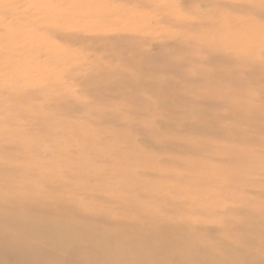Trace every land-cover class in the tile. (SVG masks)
<instances>
[{"label": "rangeland", "instance_id": "rangeland-1", "mask_svg": "<svg viewBox=\"0 0 264 264\" xmlns=\"http://www.w3.org/2000/svg\"><path fill=\"white\" fill-rule=\"evenodd\" d=\"M14 172L103 220L190 216L182 249L264 224V0H0Z\"/></svg>", "mask_w": 264, "mask_h": 264}, {"label": "bare ground", "instance_id": "bare-ground-1", "mask_svg": "<svg viewBox=\"0 0 264 264\" xmlns=\"http://www.w3.org/2000/svg\"><path fill=\"white\" fill-rule=\"evenodd\" d=\"M17 174L0 177V264H264L259 256L264 238L257 239L256 245L246 237L226 239L241 230L251 236L263 231L264 224L246 220V225L226 228L225 239L216 247L197 242L193 249H182L178 232L193 235L190 216L182 217V227H167L155 218L134 220L125 214L103 220L76 201L43 192L44 180L37 183L39 188H31L33 176ZM40 213L46 218L38 217ZM192 239L202 240L197 233Z\"/></svg>", "mask_w": 264, "mask_h": 264}]
</instances>
